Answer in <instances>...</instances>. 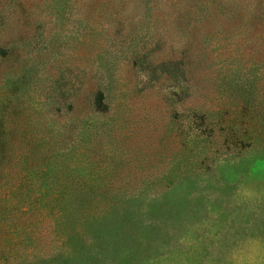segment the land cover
Segmentation results:
<instances>
[{"label":"rangeland","instance_id":"1","mask_svg":"<svg viewBox=\"0 0 264 264\" xmlns=\"http://www.w3.org/2000/svg\"><path fill=\"white\" fill-rule=\"evenodd\" d=\"M81 5L41 1L24 74L0 93L20 156L0 167V264H264V74L250 62L264 52L234 31L203 69L156 83L100 30L114 15L82 21ZM125 12L149 48L153 14Z\"/></svg>","mask_w":264,"mask_h":264},{"label":"trees","instance_id":"2","mask_svg":"<svg viewBox=\"0 0 264 264\" xmlns=\"http://www.w3.org/2000/svg\"><path fill=\"white\" fill-rule=\"evenodd\" d=\"M42 0H0L6 7L0 8V93L8 85H13L15 80H8L10 71L16 72L20 78L24 70L26 56L32 52L30 44L26 46L25 41L30 40L29 32L38 22L36 8ZM72 7L81 2L84 11L82 21L89 22L96 11H103L114 15L113 22L108 26L103 25L100 30L108 36L113 44L119 46H130V52L126 59V64L135 73H141L145 77L154 79V82L164 84L174 73L180 72L183 79H188L197 68H204V63L212 57L213 49L221 44L225 35L234 31H244L247 33L246 40L253 43L242 44V36L234 40L236 48L249 49L251 56L264 52V44L257 43L256 35L260 42L263 41L261 35L264 33V0H117V7L110 11L114 0H69ZM142 6L153 14V25L150 30V41L148 46L130 43L140 30V21L135 22L126 14L128 7ZM110 15L106 14V18ZM46 24V22H45ZM158 25L162 29L158 30L154 26ZM177 35L179 48H173L172 41ZM241 33V32H240ZM223 39L221 42L218 39ZM131 40V41H130ZM169 41V50L160 52L165 42ZM215 42V43H214ZM239 42L240 45H239ZM127 43V44H125ZM229 46V45H228ZM242 46V47H241ZM28 47L29 51L24 50ZM224 51L226 48L222 46ZM31 58V55H29ZM27 59V58H26ZM256 65L257 70H261L259 77L264 74V60H250ZM158 68L161 72L157 73ZM25 72V71H24ZM161 73H166L161 74ZM24 74V73H23ZM194 77V76H193ZM192 77V78H193ZM191 78V79H192ZM195 79V78H193ZM199 91L203 89L201 84L194 83ZM87 94L92 96V102L96 111H100L103 105V94L94 90L93 86L87 87ZM95 91V92H94ZM1 96V94H0ZM71 105L75 104L69 96ZM7 103L0 99V167L11 166L16 170L20 156L14 149V142L8 143L5 131L6 122L4 117ZM12 141V139H11ZM5 171V170H4Z\"/></svg>","mask_w":264,"mask_h":264}]
</instances>
